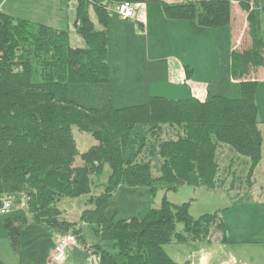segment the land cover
<instances>
[{
    "label": "trees",
    "instance_id": "16d2710c",
    "mask_svg": "<svg viewBox=\"0 0 264 264\" xmlns=\"http://www.w3.org/2000/svg\"><path fill=\"white\" fill-rule=\"evenodd\" d=\"M76 1L74 30L82 46L70 45L68 30L0 12V199L24 194L34 222L83 239L76 223L60 218L57 204L66 197L90 194V177L106 163L108 182L99 195L90 197L94 207L79 217L91 226L97 240L93 245L83 244L99 257L97 264H177L164 246L208 241L214 233L224 242L220 213L193 218L187 203L174 204L165 197L143 218L115 219L107 217L106 210L119 185L144 186L154 193V183L162 181L176 190L195 173L202 186L214 188L218 145L247 157V183H251L261 158L262 136L255 101L259 84L247 77L264 66V6L256 8L255 0L160 2L167 19L195 21L202 28L228 26L231 1L238 3L246 13L250 41L247 48L230 53L229 73L238 80L239 96L212 95L200 101L189 95H151L145 102L114 108L110 104L82 106L70 98L69 87L109 81V12L120 2L137 0ZM89 5L98 29L89 16ZM139 124L150 125L153 137H159L162 125L180 131L176 138L159 143L157 179L152 177L149 161L139 159L138 154L131 159L125 156L129 137ZM73 126L89 133L95 145L79 153ZM76 154L82 166H74ZM3 225L16 247L17 219L4 218Z\"/></svg>",
    "mask_w": 264,
    "mask_h": 264
},
{
    "label": "crops",
    "instance_id": "0c3cea01",
    "mask_svg": "<svg viewBox=\"0 0 264 264\" xmlns=\"http://www.w3.org/2000/svg\"><path fill=\"white\" fill-rule=\"evenodd\" d=\"M96 1L102 3L108 2V0ZM183 1L190 0H137L132 3L134 7L133 18L119 20L115 15L110 20L108 19L107 28L108 23H110L109 26L115 29L116 33H119V35L117 34V47L115 48L111 46L108 31L109 81L103 85H83L78 87H88L85 89L89 90L107 89L115 87L114 84H116L115 88L120 92L117 82H125L128 86L122 85L125 87L123 90L124 93L126 91L129 93L130 91L144 89V96H148V94L154 92L167 98H181L189 95L197 100L203 101L207 96H210V83L216 82L218 86L225 84L230 87L232 89V95L230 97L237 98L239 96L238 87L236 86L238 80L230 77L229 62L231 51H240L250 45L249 38L246 34V13L240 9L236 1H231L230 23L225 27L202 28L195 21L167 19L163 14L160 2L178 3ZM263 2L264 0H255L254 6L260 8V6H264L261 5L264 4ZM76 6V0H0V12L14 18L42 23L55 29L68 30L69 37L73 35L72 33H75ZM89 6L88 13L90 15V11H93V9L91 5ZM200 34L210 39V45L207 43L208 41H205V43L208 45L206 47L208 49L207 57L212 58L210 63L212 68L208 67L206 69L205 67L198 68L194 66L192 59L190 60L188 56L189 52L187 54L186 47H183L189 41L192 45V39L195 37L196 45L194 46V56L198 57V45L201 41ZM223 36L226 39L225 55L227 59L226 68L223 74L219 76L218 73L214 75V71L217 68L214 65V58L217 55L215 45L216 40H219ZM76 41H79L78 44H80V40ZM172 44L174 45L172 46ZM175 46L182 49V51L175 52ZM209 46L210 49L208 48ZM187 72H189V75ZM247 79L257 81L259 84L258 87L264 86V66L253 69ZM135 84H141V86L137 87ZM106 93L104 94L105 96ZM263 126L264 124L262 122L258 123V129L262 136L261 153L264 152ZM226 147V145H218L216 150L215 159L219 166L218 175L220 169L219 160L223 162L230 154V150ZM234 162L231 160L230 168L235 165ZM243 162L244 168L242 172L248 167L249 160H244ZM242 172H232V174L231 172H223L222 175L226 179L231 176L233 182H235V179L239 176L243 177ZM260 172L262 176L259 175ZM258 178H262V183H264V164H258L253 172L251 185L245 187L246 191L253 196L251 202L244 204L237 203L236 205H231L223 209L221 218L225 225L226 240L224 242H221L218 234L214 233L208 241H196L199 244L195 242L183 244L189 245L188 247L196 244L193 245V251H185L184 258H186L187 264H197L198 262H201V264H264V257L262 260H258L257 256L253 254V251L247 249V243L250 242L244 241L246 240V238H243L245 236L243 230L244 223L241 222L247 218L245 212H248L247 215H252L254 224L260 227L258 234L262 235L261 237L264 243V200L262 201L264 184L260 187ZM233 187L234 185L232 184L231 188ZM230 191H233V189ZM20 195L23 196L22 200H24L25 195ZM237 195H241L240 191ZM4 198L7 199L6 197ZM0 217L17 219L20 230L18 243L16 247H13L5 228H3L4 225L2 226L0 222V264H45L49 260L56 239L65 234L63 231L46 224L34 222L28 212H25L21 208L17 209L13 204L10 213ZM234 219L239 221L238 227H235ZM85 226L89 227L92 231L91 226L84 222H79L75 225V229H79L83 236V239L78 238V241H81L82 244H96V239V243L86 239V235L82 231V227ZM41 236L43 242L40 241ZM27 242H29V246L23 250V245H28L24 244ZM38 243L40 245H37ZM172 245L174 244L164 246V251L175 261L174 257H171L166 250L169 247H173ZM42 246L45 247L41 248ZM65 262L66 259L61 263L66 264ZM78 264L85 263L80 262Z\"/></svg>",
    "mask_w": 264,
    "mask_h": 264
},
{
    "label": "rangeland",
    "instance_id": "374dc122",
    "mask_svg": "<svg viewBox=\"0 0 264 264\" xmlns=\"http://www.w3.org/2000/svg\"><path fill=\"white\" fill-rule=\"evenodd\" d=\"M89 16L94 22L95 28L98 29L100 26L92 10L90 11ZM114 16L115 13L113 11L109 12L108 19L110 20V18L111 17L113 18ZM109 25L110 23H108L107 31H109L110 34L111 46L116 48L117 38H118L117 34L119 35V33H116V30L111 28ZM72 34L73 35L69 37L70 45L82 46L83 45L82 39L76 33H72ZM200 38L201 41L199 42L198 45L199 46L198 57L194 56V52H195L194 46L196 45L194 40L195 37H193L192 39L193 41L192 45L191 42L189 41L185 43V46L183 47H186L187 54L189 52L188 56L190 60L192 59V63L194 66L198 68L205 67L206 69L208 67L212 68L210 66L212 58L207 57L208 49H206V47L208 45H206L205 43V41L206 42L208 41L207 43L209 44L210 39L207 36H204L203 34H200ZM76 40H80V44H78L79 41L77 42ZM173 45L174 44H172V46ZM208 48L210 49V46ZM215 48L217 51V55L214 58V65L217 68L214 71V75L215 73H218L219 76H221L226 68V59H227L225 55L226 39L224 38V36L220 37L219 40H216ZM176 51H182V49L175 46V52ZM192 53L193 56L191 57ZM117 84L119 86L120 92H118V90L115 88L116 84H114L115 87H110L107 89L100 88L93 90L85 89L88 87H78V86H83V85L95 86V85L76 84V85H72L69 88V96L70 98H72L82 106L97 107V106H102L104 104H110L112 107L117 108V107H124L128 105L142 103L145 102L148 99V97L151 95H159L158 93L152 92L151 94H148V96L147 95L144 96L143 94V91H145L144 89L130 91L129 93L128 91L125 90L126 92L124 93L123 90L125 89V87H123L122 85L128 86V84L125 82H121V83L117 82ZM135 85L137 87L141 86V84H135ZM236 86H238V82H236ZM209 91H210V96L221 95L231 98L230 95H232V89L230 87H228L225 84L224 85L221 84L218 86L216 82L210 83ZM105 93L106 96L104 95ZM255 101L258 108V120L259 122H262L264 124V86H260L257 88L255 94ZM262 129L264 130V126L262 127ZM71 132L78 152L81 153L85 152L91 146L95 145V141L89 133L81 132L74 126L71 128ZM179 133L180 131L175 127H171L169 125H162L161 131L159 133V137H153L150 133V125L148 124L136 125L129 137V141L125 149V156L127 159H131L138 154L139 159L149 161L151 164L152 177L154 179H157L160 176V157L158 154L159 143L162 140L174 139L177 137ZM226 148L230 150V154L228 158H225V160H223V162L219 160L220 162L219 175L217 174V181L214 189H209L207 187L202 186L199 183V180L195 173H192L189 176L188 180L183 185L178 186L176 190L171 189L172 188L171 185L164 183L162 181H156L154 183V188H155L154 193H152L150 188L144 186L129 187L126 185H119L116 191L114 192V194L109 199L108 207L106 210V216L107 217L113 216L115 219H126L130 217L143 218L147 215L150 209L158 207L160 205L161 200L164 197L168 201L174 204L187 203L188 213L193 218H197L200 215L206 213L207 214L220 213L221 215L225 207H230L231 205L233 206L236 205L237 203L238 204L250 203L251 199H253V196L246 191L245 187H247V185L248 186L251 185L252 177L250 179L251 183L248 184L247 183L248 167L244 172H242V169L244 168L243 161L248 159L247 157L236 154L233 151V149H231L230 147L227 146ZM231 160L235 161L234 162L235 165L232 168H230ZM82 164L83 163L79 157V154H76V156L74 157V166H82ZM258 164L259 165L264 164V152L261 153V158ZM223 172L224 173L231 172V174L232 172H236V173L242 172L241 174H243V177L239 176L238 178L235 179V182H233V178L231 176L227 179L224 178L222 175ZM109 173H110L109 166L106 163L103 164L101 171L90 177V180L93 184L90 194L81 195L78 197H66L60 200V202L57 204V208L59 209L61 214L60 218L66 221L79 223L80 222L79 217L81 212L84 211L85 209H92L94 207L93 203L89 202L90 197H95L103 191L104 186L108 182ZM259 175L262 176L261 172L259 173ZM258 182L260 184V187H262V185L264 184L262 183V178H258ZM232 184L234 185L233 188H231ZM232 189L233 191H230ZM239 191L241 194L240 196L237 195ZM249 194H250V198H249ZM6 198L12 201L13 206H16L17 209L21 208L22 210H25V212H27L25 207V199L22 200L23 199L22 195L20 194L7 195ZM263 200H264V194H262V201ZM247 213L248 212H245L247 218L241 221L244 223L243 230L245 236L243 238H246V240L244 241L250 242L247 243L248 246L247 249L253 251V254L257 256L258 260H262L264 257V252H263L264 243L261 237L262 235L258 234V229L260 227L254 224L253 216L247 215ZM3 220L4 218L0 217V222L2 226H3ZM233 221L235 227H238L239 221L237 219H234ZM177 229H181V225H178ZM82 231L85 233L87 240H91V242L96 243L95 237H93L94 235L89 227L86 226L82 227ZM40 241H42V236ZM195 243L199 244L198 242ZM24 244H28V245L26 246L23 245L24 247L23 250L25 249V247L29 246V242ZM37 245H40V243H38ZM193 245L188 247L189 245L174 244L172 245L173 247H169L166 250L169 253V255H171V257H174L175 261L178 264H187L186 258H184V254L186 250L193 251ZM44 247L45 246H42L41 248ZM242 247H244V245H242ZM177 248H181V249H177ZM86 255L87 254L83 249L82 242L77 241V245L73 247L71 251L70 250L66 251L65 263L78 264L80 262H84L85 264H89V258ZM45 264H62V263H49V260H47ZM197 264H201V262H198Z\"/></svg>",
    "mask_w": 264,
    "mask_h": 264
},
{
    "label": "built area",
    "instance_id": "2783aa9c",
    "mask_svg": "<svg viewBox=\"0 0 264 264\" xmlns=\"http://www.w3.org/2000/svg\"><path fill=\"white\" fill-rule=\"evenodd\" d=\"M113 12L119 20L131 19L134 16V7L132 2L123 1L115 5ZM12 210L11 201L1 198L0 199V216H6ZM77 238L72 233H65L58 237L54 243L53 250L49 257V263H61L65 259L67 250L72 249L77 245ZM89 260H94L97 264L99 257L95 255L87 246L83 247Z\"/></svg>",
    "mask_w": 264,
    "mask_h": 264
},
{
    "label": "water",
    "instance_id": "95a60500",
    "mask_svg": "<svg viewBox=\"0 0 264 264\" xmlns=\"http://www.w3.org/2000/svg\"><path fill=\"white\" fill-rule=\"evenodd\" d=\"M89 263H90V264H95V263H94V260H92V259L89 260Z\"/></svg>",
    "mask_w": 264,
    "mask_h": 264
}]
</instances>
